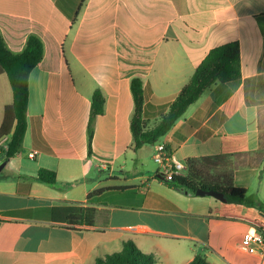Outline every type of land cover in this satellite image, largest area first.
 <instances>
[{
    "label": "crops",
    "instance_id": "obj_1",
    "mask_svg": "<svg viewBox=\"0 0 264 264\" xmlns=\"http://www.w3.org/2000/svg\"><path fill=\"white\" fill-rule=\"evenodd\" d=\"M81 2L0 0L10 51L21 53L30 35L45 48L29 78L22 150L5 162L9 137L0 141V264H96L129 241L157 264H190L197 255L264 264L262 249L252 254L243 245L249 232L264 233L262 213L235 204L247 211L236 217L228 202L168 186L153 165L154 146L134 150L131 131L134 78L143 82L151 129L211 50L239 43L241 78L206 90L160 143L185 164L216 162L212 174L230 172L234 186L264 203V0H84L79 9ZM98 89L105 111L89 155ZM12 103L2 72L0 127ZM43 168L55 172V185L38 180ZM65 206L96 208L95 225L54 220L52 210ZM236 223L241 230L230 237Z\"/></svg>",
    "mask_w": 264,
    "mask_h": 264
},
{
    "label": "trees",
    "instance_id": "obj_2",
    "mask_svg": "<svg viewBox=\"0 0 264 264\" xmlns=\"http://www.w3.org/2000/svg\"><path fill=\"white\" fill-rule=\"evenodd\" d=\"M84 0H82L80 7ZM78 9V10H79ZM78 12L72 22L77 20ZM44 43L37 35H30L24 50L13 53L5 43L0 33V73L7 74L12 91L13 103L6 107L4 121L0 127V141L9 137V142L3 153L4 161L16 157L22 150L28 127L29 78L31 72L43 60ZM241 78L240 45L237 42L228 43L209 52L202 63L196 68L190 81L183 87L176 99L168 106V111L161 116L159 123L148 128L145 113L144 85L140 78L131 81V92L134 99V114L131 131L134 150L146 145L160 142L184 116L187 110L196 103L206 90L216 83L226 84ZM105 111V97L98 89L91 99V111L88 122V152L93 154L95 123ZM207 160H189L186 162V173L174 175L165 180L173 188H179L191 194L201 189L217 191L225 194L228 203L253 208L264 214V203L254 194H249L246 188L236 187L232 183V175L208 174L203 176L199 162ZM236 167V166H235ZM222 176V178L220 177ZM38 180L47 185L56 184V174L48 169H40ZM106 190L97 189L89 194V198L101 195ZM97 209L86 206L56 207L52 210V218L69 228L93 227L96 223ZM154 255L143 253L132 241L125 243L123 250L98 259L96 264H157ZM190 264H213L204 255H197Z\"/></svg>",
    "mask_w": 264,
    "mask_h": 264
},
{
    "label": "built area",
    "instance_id": "obj_3",
    "mask_svg": "<svg viewBox=\"0 0 264 264\" xmlns=\"http://www.w3.org/2000/svg\"><path fill=\"white\" fill-rule=\"evenodd\" d=\"M154 146L155 155L154 161L159 167V175H162L163 179L169 180L174 175L183 174L186 170V164L178 161L172 151L165 143H157ZM37 152H32L30 158H35ZM243 245L252 254H255L258 249L264 251V233L261 230H254L246 234Z\"/></svg>",
    "mask_w": 264,
    "mask_h": 264
},
{
    "label": "rangeland",
    "instance_id": "obj_4",
    "mask_svg": "<svg viewBox=\"0 0 264 264\" xmlns=\"http://www.w3.org/2000/svg\"><path fill=\"white\" fill-rule=\"evenodd\" d=\"M154 162H153V165L156 167L157 164ZM198 164H199V168H200V171H201L203 176H208V174L210 175V174H212L211 173L212 171L216 170V162H214V161H200ZM216 174H221V173H216ZM227 174H228L227 172L222 173V175H226V176H227ZM224 206H226V208H229V213H234L232 215H236V217H238L239 215H243V212H247V211H244L246 209L236 207L237 205H235L233 203H227ZM230 210L231 211L234 210V212H230ZM225 226H227V225H225ZM222 229H224V226L222 227ZM240 230H241L240 224L236 223V224L232 225L231 227H229L227 235H230V237L236 236L237 233L240 232Z\"/></svg>",
    "mask_w": 264,
    "mask_h": 264
},
{
    "label": "water",
    "instance_id": "obj_5",
    "mask_svg": "<svg viewBox=\"0 0 264 264\" xmlns=\"http://www.w3.org/2000/svg\"><path fill=\"white\" fill-rule=\"evenodd\" d=\"M4 168V165H1L0 166V172L3 170ZM158 178H163L162 175H158ZM197 195L201 196V197H206V196H209V197H213L221 202H228V199L227 197L225 196V194L221 193V192H217V191H204V190H201L199 189L197 192H196ZM264 216V214H262Z\"/></svg>",
    "mask_w": 264,
    "mask_h": 264
}]
</instances>
